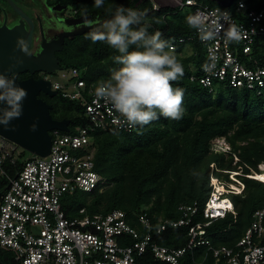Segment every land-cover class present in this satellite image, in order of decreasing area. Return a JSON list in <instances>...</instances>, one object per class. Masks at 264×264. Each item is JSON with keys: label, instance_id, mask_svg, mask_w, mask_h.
Returning <instances> with one entry per match:
<instances>
[{"label": "trees", "instance_id": "1", "mask_svg": "<svg viewBox=\"0 0 264 264\" xmlns=\"http://www.w3.org/2000/svg\"><path fill=\"white\" fill-rule=\"evenodd\" d=\"M56 1L79 10L80 14L90 13L97 20L113 17L118 6L144 12L149 34L159 31L162 39L170 42L196 32L186 23V17L196 7L159 5L155 10L152 0H141L137 5L134 0H104L101 7H95L94 0ZM196 1L197 6L221 7L212 0ZM263 2L249 0V7L261 10ZM87 34L69 39L58 60L63 69L84 71L87 84L96 86L121 67L114 59L119 53L104 41L94 43ZM176 55L185 69V75L174 82L175 87L185 89L183 119L173 121L161 116L143 128L135 127L132 132H92L95 171L102 181L91 192L66 195L62 207L70 218L78 216L82 208L90 216L122 210L133 226L140 225L137 214L147 213L155 229L167 222L160 234L152 231V243L170 251L186 248L191 240L190 228L204 223V238L210 245L187 248L180 264H226L215 258L214 250L234 248L251 226L254 213L264 209V183L250 178L253 173H260L259 167L264 164V88L259 94L257 90L234 89L227 83L216 82L215 92L211 93L199 83L191 82L190 77L201 75L207 63L200 39L177 43ZM252 59L251 64L264 66V35L255 41ZM40 97L53 106L54 119L71 120L72 131L76 126H88L80 103L64 99L60 94L55 98L44 94ZM217 139H224L230 152L214 154L211 149ZM21 166L18 162L5 164L13 177ZM232 173L244 184L241 194L229 195L237 215L228 213L217 220L204 218V208L212 192L211 178L235 184L229 178ZM103 189L106 190L102 192ZM195 202L199 212L190 218L191 224L173 227V223L184 218L181 207ZM139 262L169 264L156 258L151 249H147ZM0 264L19 263L12 253L0 248Z\"/></svg>", "mask_w": 264, "mask_h": 264}, {"label": "built area", "instance_id": "2", "mask_svg": "<svg viewBox=\"0 0 264 264\" xmlns=\"http://www.w3.org/2000/svg\"><path fill=\"white\" fill-rule=\"evenodd\" d=\"M176 2V7L181 9L196 7L191 14L211 13L216 9L230 12L234 22L246 30L239 42L226 44L223 32L215 41L201 42L207 62L210 47L218 61L212 71L202 70L199 76L193 74L190 81L211 93L215 92L216 82H223L234 89L257 90L260 94L264 88V66L251 63L254 43L264 35V6L261 10L251 9L249 0H235L231 10L232 7L197 6L196 0ZM154 9L158 10L159 5L154 3ZM213 19L209 16L210 21ZM196 39H200L197 32L171 43L177 49V43ZM188 53L191 55L192 50ZM44 74L43 79L51 82L53 91L82 105L88 126H76L73 131L69 127V132L52 131L50 154L26 160L14 177L5 164L10 161L16 165L14 156L19 147L0 136V248L12 253L19 264H140L139 259L147 249L163 262L180 264L187 248L210 245L204 238V223L190 228L191 240L186 248L170 251L152 243V231L160 234L167 222L155 229L147 213L136 215L140 223L137 226L129 223L127 213L122 210L90 216L86 208H82L76 217L66 215L62 207L66 195L91 192L102 181L95 171L91 133L97 130L132 132L134 128L123 123V118L111 105L95 98V85L87 84L84 71L61 68L55 75L60 74L62 82L51 81L48 75L52 74ZM233 175L231 179L235 184L231 187L217 177L211 178L212 192L204 208V218L217 220L228 213L237 215L228 194L242 192L240 186L244 190V184L234 180ZM221 202L228 204L224 208L216 207V203ZM181 210L184 218L173 223V227L191 224L190 218L198 214L199 207L195 202L184 205ZM214 256L226 264H264V209L254 213L251 226L234 248L215 249Z\"/></svg>", "mask_w": 264, "mask_h": 264}, {"label": "clouds", "instance_id": "3", "mask_svg": "<svg viewBox=\"0 0 264 264\" xmlns=\"http://www.w3.org/2000/svg\"><path fill=\"white\" fill-rule=\"evenodd\" d=\"M103 4L104 0H94L95 7ZM209 16L215 19L210 21ZM144 20V12L118 6L114 16L103 23L102 29H93L87 34L94 43L104 41L119 53L114 59L121 67L97 83L94 95L98 101L111 105L129 128H143L161 116L180 121L185 112V89L174 86V82L185 75L184 66L177 58L174 45L162 39L159 31L150 35L149 25ZM186 23L204 43L215 41L221 32L226 44L239 42L246 34V30L234 22L230 12L220 9L189 14ZM224 24L228 27L225 28ZM17 47L27 52L23 37L17 39ZM217 61L218 57L210 47L203 70L212 71ZM27 96V90L18 86L12 76L0 72V125L7 128L22 116ZM250 178L264 183L255 177Z\"/></svg>", "mask_w": 264, "mask_h": 264}, {"label": "water", "instance_id": "4", "mask_svg": "<svg viewBox=\"0 0 264 264\" xmlns=\"http://www.w3.org/2000/svg\"><path fill=\"white\" fill-rule=\"evenodd\" d=\"M6 1L20 16V21L13 28H9L6 21L0 27V72L12 76L18 86L27 90L28 96L23 102L22 116L13 120L7 128L0 125V136L34 156L44 158L51 152V132L54 130L69 132L71 120L59 121L54 119L51 115L53 106L39 97L41 93L50 98L58 96V93L52 90L50 81L35 79L34 77L19 80L18 76L26 72L32 75L38 72L55 74L58 70H61L55 52L61 49L60 41L64 39V36H61L56 43L46 44L44 40L41 55L38 57L33 56L31 49L34 22L13 0ZM212 1L224 8H231L235 2V0ZM139 2L140 0H134L135 5ZM54 8L62 11L66 7L57 5ZM111 18L98 22L92 28L102 26L106 20ZM26 25L29 26V29ZM89 30L76 35H82L89 32ZM19 37H23L27 43L26 53L20 51L17 47ZM33 125H35V130H33Z\"/></svg>", "mask_w": 264, "mask_h": 264}, {"label": "flooded vegetation", "instance_id": "5", "mask_svg": "<svg viewBox=\"0 0 264 264\" xmlns=\"http://www.w3.org/2000/svg\"><path fill=\"white\" fill-rule=\"evenodd\" d=\"M57 5L66 8H64L62 11L55 10L54 7ZM9 7L11 8L10 5ZM31 9V13L25 11L24 12L34 22L31 54L36 57L41 55L42 44L44 40L46 44H50L53 42L56 43L61 36H64V39L60 41L61 49L55 52V56L58 59V54L63 51L65 44L69 39H74L78 36L85 35L93 29H102V26L92 28V26L96 25L102 20H97L90 13L80 14L79 10H73L72 7L58 3L56 0H40V3ZM13 12L15 11L13 10ZM13 12L8 11V7L5 8L0 6V18L3 21L2 24L6 21L9 28H13L14 26L18 25L20 21V16L16 12ZM2 24H0V27L2 26ZM26 27L27 29H29L28 25H26ZM85 30H89V32H86L82 35H76L77 33ZM26 74L28 76H26ZM41 74H44V72H38L34 75L26 72L20 74L18 76V79L27 80L31 77H34L35 79H43L44 77H41ZM42 97L40 98L42 99Z\"/></svg>", "mask_w": 264, "mask_h": 264}, {"label": "rangeland", "instance_id": "6", "mask_svg": "<svg viewBox=\"0 0 264 264\" xmlns=\"http://www.w3.org/2000/svg\"><path fill=\"white\" fill-rule=\"evenodd\" d=\"M16 2H17V5H18V7H21V9H23V11H25V12H30L31 13V11H32V9L31 8H33V7H35L37 4H39L40 3V0H15ZM141 1V0H140ZM155 4H157V5H160V6H169V7H176V5H177V2H176V0H152ZM0 6L1 7H5V8H7L8 7V11H10V12H13V9L12 8H10L8 5H7V3H6V1L5 0H0ZM232 8H234V6H232ZM14 13V12H13ZM2 19L0 18V24H2ZM42 73V72H41ZM45 77L46 76V74H41V77ZM49 76V78H50V80L51 81H63V79H62V77H61V75L59 74H52V75H48ZM212 151H213V153L215 154V153H228V152H230V150H231V148H230V146H229V144L224 140V139H217V140H215L214 141V145H213V147H212V149H211ZM35 156L34 155H32L31 153H29L28 151H25V150H23L22 148H18L17 149V152H16V154H15V156H14V158H15V160L19 163V164H23L26 160H28V159H30V158H34ZM227 158L229 157V156H226ZM235 161H237V158L235 159ZM264 164H262L261 165V167H259V169H260V171H261V168H262V166H263ZM240 171V170H239ZM241 172V171H240ZM261 173V172H260ZM232 174H235V173H232ZM254 174V173H253ZM256 174V173H255ZM255 174H254V176H255ZM236 175V174H235ZM235 175H233V176H235ZM251 177V176H250ZM230 179H231V177H229ZM232 180V179H231ZM234 180H236V177H235V179ZM233 181V180H232ZM226 185L227 186H229V187H231L230 185H232L231 183H226ZM238 185V184H237ZM238 186H240V185H238ZM240 188L242 189V190H240V191H243V187H241L240 186ZM106 190V189H105ZM104 189L102 190V192L103 191H105ZM228 195H231V194H228ZM75 208H77V205H76V207Z\"/></svg>", "mask_w": 264, "mask_h": 264}, {"label": "bare ground", "instance_id": "7", "mask_svg": "<svg viewBox=\"0 0 264 264\" xmlns=\"http://www.w3.org/2000/svg\"><path fill=\"white\" fill-rule=\"evenodd\" d=\"M261 167V166H260ZM261 173H254L255 174V176H254V174H253V176H251V177H255V178H257V179H259V180H263L264 181V165L262 166V168H261V171H260ZM228 203H223V202H221V203H216V207H218V208H224V207H226V205H227Z\"/></svg>", "mask_w": 264, "mask_h": 264}]
</instances>
